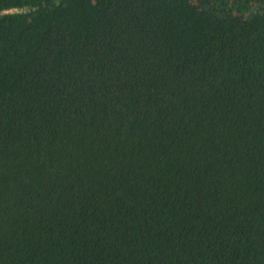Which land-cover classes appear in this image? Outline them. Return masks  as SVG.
<instances>
[{"label":"trees","instance_id":"1","mask_svg":"<svg viewBox=\"0 0 264 264\" xmlns=\"http://www.w3.org/2000/svg\"><path fill=\"white\" fill-rule=\"evenodd\" d=\"M0 264H264V0H0Z\"/></svg>","mask_w":264,"mask_h":264}]
</instances>
